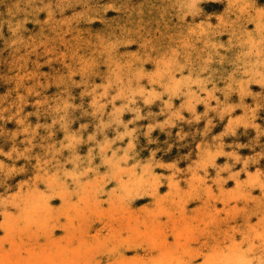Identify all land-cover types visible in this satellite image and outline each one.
Wrapping results in <instances>:
<instances>
[{"label": "rangeland", "instance_id": "obj_1", "mask_svg": "<svg viewBox=\"0 0 264 264\" xmlns=\"http://www.w3.org/2000/svg\"><path fill=\"white\" fill-rule=\"evenodd\" d=\"M233 1L0 0V264H264V58L239 43L264 0Z\"/></svg>", "mask_w": 264, "mask_h": 264}, {"label": "bare ground", "instance_id": "obj_2", "mask_svg": "<svg viewBox=\"0 0 264 264\" xmlns=\"http://www.w3.org/2000/svg\"><path fill=\"white\" fill-rule=\"evenodd\" d=\"M199 1V0H198ZM233 1V0H232ZM178 2H179V0H178ZM191 1H189V3H190ZM234 2V1H233ZM238 2V1H237ZM184 3V2H183ZM192 3V2H191ZM236 3V2H235ZM187 4V3H186ZM232 4V3H231ZM247 4V3H246ZM245 4V5H246ZM236 5H237V3H236ZM185 6V5H184ZM242 6V5H241ZM247 6H248V8L246 9V13H245V15L243 16V19L245 18V16H246V14L247 13H249V8H250V6L247 4ZM188 8V7H187ZM241 8H243V7H241ZM241 8H239L240 9V11L242 12V9ZM251 8H253V6L251 7ZM186 9V8H185ZM238 9V10H239ZM245 9V8H244ZM189 10V9H188ZM253 10V9H252ZM245 11V10H244ZM256 11V10H255ZM261 11V10H260ZM263 11V10H262ZM240 12V13H241ZM258 12V11H257ZM257 12H253V13H251L250 12V15L253 17V16H257L256 14H257ZM243 14V13H242ZM258 17V16H257ZM260 18H261V16H259ZM259 17L257 18V22L259 21L260 22V19H259ZM261 25V28L259 29L258 28V30L256 31L257 32V36L258 37H260V40L258 39V38H256L257 36H254V35H252L251 33H243L241 30H239V36H240V41H239V43H240V46H244L245 44V46L248 48V50L249 49H251L252 51H253V49L254 50H256L255 52H257V53H259L260 54V56H261V58H264V25H262V24H260ZM258 26V25H257ZM256 26V27H257ZM208 29H210V27L208 28ZM240 29V28H239ZM244 30V29H243ZM236 31H238L237 29H236ZM261 43H263L262 45H263V47L262 46H260L261 45ZM188 44V43H187ZM214 45V44H213ZM188 46V45H187ZM215 46V45H214ZM238 46H239V44H238ZM188 47H190V45L188 46ZM192 48V47H191ZM250 51V50H249ZM248 52V51H247ZM253 56H254V54H253ZM259 56V57H260ZM250 58V57H249ZM260 58V59H261ZM173 59H176V58H173ZM256 59V58H255ZM210 60V59H209ZM247 61H249V59H246V61H245V63L247 62ZM250 61H251V59H250ZM253 61V60H252ZM252 61H251V63H252ZM244 63V64H245ZM264 63V62H263ZM249 65H250V63H249ZM258 65V64H257ZM261 65H263V64H261ZM181 66V65H180ZM247 66H248V63H247ZM262 70V69H261ZM263 71V70H262ZM250 73V72H249ZM254 73V72H253ZM244 74V73H243ZM247 74V73H246ZM257 74V73H256ZM261 74V73H260ZM172 77H174V76H172ZM185 79H179L180 80V83H182L183 81H189V77H185V76H183ZM182 77V78H183ZM263 77V76H262ZM196 78V77H195ZM160 79V78H159ZM158 79V80H159ZM176 79V78H175ZM174 79V80H175ZM197 79V78H196ZM174 80H173V82H172V84L174 83ZM198 80H200V79H198ZM193 81H194V79H193ZM192 81V82H193ZM120 82V81H119ZM169 82V81H168ZM158 83V82H157ZM195 83H197L196 82V80H195ZM257 83V82H256ZM144 84V83H143ZM159 84H161V83H159ZM158 84V85H159ZM187 84V83H186ZM248 84H249V82H248ZM142 85V84H141ZM176 85H178V82H177V84ZM191 85H192V83H191ZM104 86V85H103ZM163 86V85H162ZM181 86H183V85H181ZM216 86V85H215ZM227 86V85H226ZM260 86V85H259ZM171 87V86H170ZM218 87V86H217ZM223 87V86H222ZM221 87V88H222ZM124 88V87H123ZM135 88V87H134ZM139 88V87H138ZM137 88V89H138ZM169 88V87H168ZM177 88V87H176ZM180 88V87H179ZM238 88V89H237ZM237 88H236V90H238L239 91V87L237 86ZM104 89V88H103ZM137 89H135V90H137ZM140 89V88H139ZM245 88H242V92H246V89L244 90ZM249 88H247V90H248ZM169 90V89H168ZM167 90V91H168ZM175 90V89H174ZM173 90V91H174ZM178 90V89H177ZM213 90V89H212ZM220 91L221 90H223V89H219ZM217 91V92H220V91ZM235 90V91H236ZM241 90V89H240ZM134 91V90H133ZM144 91H146V90H144ZM170 91V90H169ZM172 91V90H171ZM173 91L171 92V93H173ZM201 92L202 91H204L203 89L202 90H200ZM215 91V92H216ZM238 91L236 92V93H238ZM187 92H188V90H187ZM190 92H192V91H190ZM205 92V91H204ZM214 92V91H213ZM212 92V93H213ZM223 92V91H222ZM241 92V91H240ZM241 92V94H243ZM119 93V92H118ZM117 93V94H118ZM175 93V92H174ZM174 93H173V95H174ZM186 93V92H185ZM185 93H183V94H185ZM194 93V92H193ZM247 93H248V91H247ZM247 93H245L244 94V96L247 94ZM251 93V92H250ZM250 93H248V94H250ZM144 94H146V93H144ZM155 94V93H154ZM219 94V93H218ZM247 94V95H248ZM104 95V94H103ZM126 95V94H125ZM125 95H123V97L125 96ZM214 95V94H213ZM238 95V94H237ZM251 95H254V93H251ZM259 95V94H258ZM192 96V95H191ZM191 96H190V98H191ZM215 96V95H214ZM243 96V95H242ZM255 96V95H254ZM252 97V98H255V97ZM118 97V96H117ZM141 97V96H140ZM147 97H149V96H147ZM152 97V96H151ZM188 97H189V95H188ZM187 97V98H188ZM222 97V96H221ZM259 97V96H258ZM144 98V97H143ZM154 98V97H153ZM157 98V97H156ZM208 98V97H207ZM215 98H216V96H215ZM249 98H250V96H249ZM111 99V98H110ZM132 99V98H131ZM145 99H146V96H145ZM145 99H143V100H145ZM201 99V98H200ZM256 99H257V97H256ZM147 100H149V99H146V101ZM254 100V99H253ZM131 101V100H130ZM197 101V100H196ZM209 101V100H208ZM263 101H264V95H263ZM262 101V102H263ZM144 102V101H143ZM168 102V101H167ZM166 102V103H167ZM112 103V102H111ZM145 103H147V102H145ZM204 103V102H203ZM207 103V102H206ZM258 103V102H257ZM103 104V103H102ZM143 104V103H142ZM164 104V103H163ZM168 104V103H167ZM243 105H244V103H242ZM242 104H240V105H242ZM263 104V103H262ZM262 104H261V106H262ZM104 105V104H103ZM127 105V104H126ZM125 105V106H126ZM193 105V104H192ZM191 105V106H192ZM238 105V104H237ZM242 105V106H243ZM171 106V105H170ZM191 106H190V108H191ZM229 106H231V105H229ZM242 106L240 107V109L242 108ZM245 106V105H244ZM99 107V106H98ZM183 107V106H182ZM218 107V106H217ZM239 107V106H238ZM216 108V107H215ZM219 108V107H218ZM245 108V107H244ZM243 108V109H244ZM223 109V108H222ZM234 109V108H233ZM246 109H247V107H246ZM246 109H245V111H246ZM121 110V109H120ZM136 109H134V111H135ZM180 110V109H179ZM194 110V109H193ZM216 110V109H215ZM226 110V109H225ZM228 110V109H227ZM242 110V109H241ZM141 111H143V110H141ZM221 111V110H220ZM115 112V111H114ZM147 112V111H146ZM247 112H249V111H247ZM246 112V113H247ZM93 113V112H92ZM110 113V112H109ZM143 113V112H142ZM171 114H172V112H170ZM146 114V113H145ZM179 114V113H178ZM120 115V114H119ZM149 115V114H148ZM176 115H177V113H176ZM244 115H245V113H244ZM244 115H242V118H244ZM253 115V114H252ZM143 116V115H142ZM175 116V115H174ZM241 117V116H240ZM239 117V118H240ZM245 117H247V116H245ZM221 118V117H220ZM237 118V117H236ZM238 118V119H239ZM114 119V118H113ZM137 119V118H136ZM241 119V118H240ZM194 120H195V118H194ZM119 121V120H118ZM131 121V120H130ZM196 121V120H195ZM240 121V120H239ZM243 121V120H242ZM230 123V122H229ZM245 123H247V122H245ZM173 124V123H172ZM233 124V123H232ZM126 125V124H125ZM84 126V125H83ZM151 127V126H150ZM257 127V126H256ZM35 128V127H34ZM230 130V129H229ZM233 131V130H232ZM149 132V131H148ZM147 132V133H148ZM131 133H132V131H131ZM119 134V133H118ZM126 135V134H125ZM128 135V134H127ZM130 137V136H129ZM214 137V136H213ZM218 138H219V136H218ZM69 139H71V138H69ZM120 139V138H119ZM180 139V138H179ZM78 140V139H77ZM72 141V140H71ZM117 141V140H116ZM131 141V140H130ZM113 142V141H112ZM128 142V141H127ZM134 143V142H133ZM99 143H97V145H98ZM114 144V143H113ZM136 144H138V143H136ZM96 145V146H97ZM109 145V144H108ZM126 145V144H125ZM133 145H135V143L133 144ZM101 146V145H100ZM116 146V145H115ZM131 146H132V144H131ZM61 147V146H60ZM99 147V146H98ZM103 147V146H102ZM108 147V146H107ZM117 147V146H116ZM119 147V146H118ZM136 147V146H135ZM134 146H133V148H135ZM140 147V146H139ZM197 147H199V146H197ZM206 147V146H205ZM208 147V146H207ZM95 148V147H94ZM93 148V149H94ZM101 148V147H100ZM104 148H106V147H104ZM132 147H131V149H133ZM202 148H204L203 146H202ZM130 149V150H131ZM207 149V148H206ZM95 150H96V148H95ZM53 151V150H52ZM57 151H59V150H57ZM98 151H99V148H98ZM128 151V150H127ZM198 151H199V149H198ZM203 151V150H202ZM207 151H208V149H207ZM48 152V151H47ZM101 152V151H100ZM103 152H105V151H103ZM125 152V151H124ZM22 153V152H21ZM59 153V152H58ZM154 153V152H153ZM209 153V152H208ZM207 153V154H208ZM219 153V152H218ZM101 154V153H100ZM111 154V153H110ZM131 154V153H130ZM137 154V153H136ZM138 155V154H137ZM205 155V154H204ZM131 156V155H130ZM139 156V155H138ZM221 156V155H220ZM73 157V156H72ZM71 157V158H72ZM78 158H79V156H77ZM199 157H200V155H199ZM103 158V157H102ZM126 158H127V154H126ZM140 158V157H139ZM208 158H209V155H208ZM75 159H77L76 157H75ZM92 159V158H91ZM122 159H123V157H122ZM128 159V158H127ZM145 159V158H144ZM201 159V158H200ZM210 159V158H209ZM56 160V159H55ZM70 160V162H72L71 161V159H69ZM68 160V161H69ZM113 160V159H112ZM147 160V159H146ZM207 160V159H206ZM111 161V160H110ZM121 161V160H120ZM212 161V160H211ZM50 162V161H49ZM66 162V161H65ZM74 162V161H73ZM108 162H109V160H108ZM118 162V161H117ZM213 162V161H212ZM119 163V162H118ZM138 163V162H137ZM244 163V162H243ZM64 164V163H63ZM73 164H76L75 162L73 163ZM141 164H142V162H141ZM198 164H199V162H198ZM58 165V164H57ZM109 165L110 164H108V167H109ZM111 165H112V162H111ZM114 165V164H113ZM137 165V164H136ZM147 165V164H146ZM208 165V164H207ZM63 166V165H62ZM76 166V165H75ZM75 166H72V167H75ZM118 166V165H117ZM139 166V165H138ZM159 166V165H158ZM206 166V165H205ZM39 167V166H38ZM115 167V166H114ZM113 167V168H114ZM43 168V167H42ZM118 168H119V166H118ZM118 168L117 169H115V172H116V170H118ZM120 168H123V167H120ZM119 168V169H120ZM40 169V168H39ZM108 169H110V168H108ZM111 169H112V167H111ZM64 170V169H63ZM130 170H131V168H130ZM129 170V172H126V168H124L123 170H121V171H119V173H118V179H119V185L120 186H123V185H125V187L127 188L126 190H128V189H133L134 187H138L139 188V186L138 185H136V186H134V184H132V183H130L129 181H131L129 178H126L127 177V175H128V177H131V176H129V173L131 172L132 173V171H130ZM134 170V172H135V169H133ZM60 171V170H59ZM89 171V170H88ZM112 171H114V170H112ZM111 171V173H113ZM149 171V170H148ZM151 171V170H150ZM61 172H62V169H61ZM54 173V172H53ZM56 173V172H55ZM63 173V172H62ZM80 173V172H79ZM146 173H147V171H146ZM151 173V172H150ZM44 174H45V172H44ZM141 174V173H140ZM46 175V174H45ZM51 175H52V173H51ZM50 175V176H51ZM71 175H72V173H71ZM114 175H116V173L114 174ZM133 175V174H132ZM81 176V175H80ZM79 176V177H80ZM117 176V175H116ZM136 177H137V175H135ZM139 176V175H138ZM149 176V175H148ZM147 176V177H148ZM77 177V176H76ZM258 177H259V175H258ZM44 178V177H43ZM46 178V177H45ZM47 178H48V176H47ZM50 178H53V175L50 177ZM55 178V177H54ZM54 178H53V180H54ZM66 178V177H65ZM64 178V179H65ZM109 178H110V174H109ZM116 178V179H117ZM132 178V177H131ZM149 178V177H148ZM158 178V177H157ZM77 179V178H76ZM142 179V178H141ZM42 180V179H41ZM48 180V179H47ZM50 181H51V179H49ZM48 180V181H49ZM71 180V179H70ZM78 180V179H77ZM88 180V179H87ZM135 180H136V178H135ZM134 180V181H135ZM44 181H46V179L44 180ZM55 181H57L56 179H55ZM85 181V180H84ZM63 182V181H62ZM77 182V181H76ZM75 182V179H74V183H76ZM86 182V181H85ZM89 182V181H88ZM258 182H260V181H258ZM79 183L81 184V183H84L83 181L82 182H80L79 181ZM107 183V182H106ZM142 183H143V181H142ZM47 184V183H46ZM45 184V185H46ZM55 184H56V182H55ZM62 184H64V183H62ZM257 184H259V183H257ZM262 184V183H261ZM50 185H51V182H50ZM56 185H59V184H56ZM65 185V184H64ZM118 185V186H119ZM260 185V184H259ZM60 187H61V184L59 185ZM63 186V185H62ZM120 186H119V188H120ZM65 187H66V185H65ZM86 187V186H85ZM50 188V187H49ZM51 188H53V186L51 187ZM62 188V187H61ZM63 188H64V186H63ZM87 188V187H86ZM137 188V189H138ZM121 189V188H120ZM136 189V188H135ZM51 190V189H50ZM65 189H63V191H64ZM126 190H125V193H126ZM129 190V191H130ZM262 190V189H261ZM115 191V190H114ZM113 191V192H114ZM121 191H123V190H121ZM132 191V190H131ZM41 192V191H40ZM36 193V192H35ZM38 194H39V192H37ZM68 193H69V191H68ZM67 193V194H68ZM31 194H33V193H31ZM70 194V193H69ZM16 195V194H15ZM24 195H29V192H27V193H23V194H21V192H20V194H19V196L18 195H16L17 197V200H19V202H18V204L19 205H21V203H22V201L21 200H23V198H26V196H24ZM48 195V194H47ZM116 195V194H115ZM115 195H114V197H115ZM14 196V195H13ZM22 196H24V197H22ZM32 196H34V195H32ZM117 196H119L118 195V193H117ZM120 196H122V195H120ZM124 196V195H123ZM123 196H122V198H123ZM129 196V195H128ZM15 197V196H14ZM28 197V196H27ZM31 197V196H30ZM117 198V197H116ZM115 198V199H116ZM129 198V197H128ZM46 199V198H45ZM45 199H43V200H45ZM13 200H14V198L12 199V202H13ZM39 200V199H38ZM118 200V199H117ZM122 200V199H121ZM120 200V201H121ZM45 201H47V200H45ZM45 201H43L44 203H45ZM11 202V201H10ZM38 202H40V201H38ZM4 203H6V202H4ZM9 203V202H8ZM14 203V202H13ZM11 204V203H10ZM34 204V203H33ZM42 201H41V205L40 206H42ZM46 205H47V209L45 208V210H46V212H48V211H50V207H51V203L49 202V201H47V203H45ZM23 206V205H22ZM30 206V205H29ZM44 207H46L45 205H43ZM27 208H29V207H27ZM19 209V208H18ZM38 208H36V206L35 205H33L32 207H31V209H29V213H30V217H32L33 218V220H39V218H40V215L38 214V212H36V210H37ZM39 209H41V207H39ZM44 209V208H43ZM31 215H33V216H31ZM210 222V221H209ZM248 238V237H247ZM264 240V239H263ZM249 241V240H248ZM262 241V240H261ZM256 246V245H255ZM16 247H17V245H16ZM259 247V246H258ZM258 247H256V248H258ZM243 250H241V252H239L240 254H237L236 255V253L235 252H233V250L231 251V253L229 252V253H227V255L226 254H224V253H220L219 254V257L220 256H224V257H222V258H220L221 260L219 261V263L218 264H252L251 263V261L252 260H247L246 259V257L244 256L245 254L242 252ZM253 251V250H252ZM26 253H27V255H26V261H25V263L26 264H29V262H36L37 264H39L40 263V261L39 260H37V259H35V256L33 255V254H31V252H28V251H26ZM244 255H243V254ZM248 253V252H247ZM252 253V252H251ZM44 254V253H43ZM249 254V253H248ZM258 258V257H257ZM252 259V258H251ZM156 260L158 261V259H142V264H157V262H156ZM253 260H255V259H253ZM258 260V259H257ZM257 263V262H256ZM261 263V262H260ZM49 264H55V262L54 261H50L49 262ZM68 264H82V262L81 263H79V260H75L74 258H72L71 260H69L68 261ZM258 264V263H257Z\"/></svg>", "mask_w": 264, "mask_h": 264}]
</instances>
